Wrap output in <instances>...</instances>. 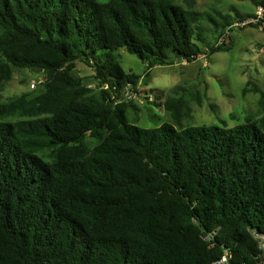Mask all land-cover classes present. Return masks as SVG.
Masks as SVG:
<instances>
[{
	"label": "trees",
	"instance_id": "16d2710c",
	"mask_svg": "<svg viewBox=\"0 0 264 264\" xmlns=\"http://www.w3.org/2000/svg\"><path fill=\"white\" fill-rule=\"evenodd\" d=\"M201 17L174 0H0V93L15 67L43 76L34 96L0 102V264H219L226 254L244 264L262 253L264 117L146 129L119 101L141 76L117 53L148 71L193 62ZM78 60L100 95L73 75ZM183 102H165L176 122ZM87 134L100 139L89 152Z\"/></svg>",
	"mask_w": 264,
	"mask_h": 264
},
{
	"label": "rangeland",
	"instance_id": "374dc122",
	"mask_svg": "<svg viewBox=\"0 0 264 264\" xmlns=\"http://www.w3.org/2000/svg\"><path fill=\"white\" fill-rule=\"evenodd\" d=\"M106 2L108 0H101ZM264 3V0H259ZM176 4L192 8L202 14L198 25L205 43L206 57L193 62L175 59L172 65L156 66L149 71L137 56L120 50L117 55L126 72L141 76L137 92L132 99L124 95L119 101L129 106L130 123L151 129L164 123L177 128L187 126L219 125L233 128L248 120L259 121L264 117V31L257 27L234 29L230 39L222 44V16L247 18L257 12L253 0H174ZM214 19L219 25L216 27ZM234 19V20H235ZM223 50L210 53L212 48ZM73 75L80 77L98 96L105 89L95 78L94 70L83 60L73 64ZM147 74V75H146ZM43 76L27 68H13V76L3 84L0 102H7L23 94L34 96L42 91ZM36 83L33 88L32 84ZM180 87L177 93L173 89ZM258 90V91H257ZM184 98L179 122L165 109L168 97ZM12 120V119H11ZM102 136L106 131H102ZM100 139L87 134L84 145L89 152ZM43 156L52 161L53 151L46 150Z\"/></svg>",
	"mask_w": 264,
	"mask_h": 264
},
{
	"label": "built area",
	"instance_id": "2783aa9c",
	"mask_svg": "<svg viewBox=\"0 0 264 264\" xmlns=\"http://www.w3.org/2000/svg\"><path fill=\"white\" fill-rule=\"evenodd\" d=\"M253 26H257V28L264 31V8L263 7H258V10L254 16L248 17L243 21H235L231 25L226 27V29L222 35V44H224L226 42V40L228 41L230 39L231 32L234 29H244L246 27H253ZM262 53H264V45L262 46ZM204 56L206 57L205 54H202L199 57L203 58ZM32 87L35 88L36 83H33ZM123 95L127 99H132L134 97V92H133L132 88L130 87V85L128 87H126ZM260 249H261L262 253L258 257H256L253 262L244 263V264H264V238L263 237H261ZM230 258L231 257L228 254H226L222 258V260L219 262V264H229Z\"/></svg>",
	"mask_w": 264,
	"mask_h": 264
}]
</instances>
